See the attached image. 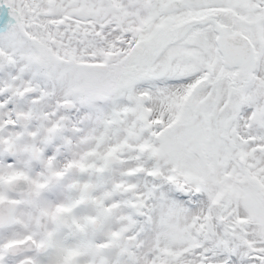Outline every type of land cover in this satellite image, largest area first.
Returning a JSON list of instances; mask_svg holds the SVG:
<instances>
[{"label":"snow or ice","instance_id":"snow-or-ice-1","mask_svg":"<svg viewBox=\"0 0 264 264\" xmlns=\"http://www.w3.org/2000/svg\"><path fill=\"white\" fill-rule=\"evenodd\" d=\"M0 264H264V0H0Z\"/></svg>","mask_w":264,"mask_h":264}]
</instances>
